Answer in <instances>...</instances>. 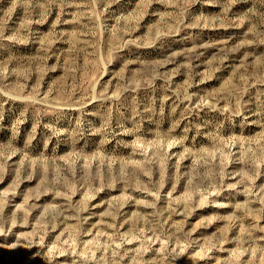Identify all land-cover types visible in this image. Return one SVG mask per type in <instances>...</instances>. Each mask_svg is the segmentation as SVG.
Here are the masks:
<instances>
[{
    "label": "rangeland",
    "instance_id": "rangeland-1",
    "mask_svg": "<svg viewBox=\"0 0 264 264\" xmlns=\"http://www.w3.org/2000/svg\"><path fill=\"white\" fill-rule=\"evenodd\" d=\"M0 264H264V0H0Z\"/></svg>",
    "mask_w": 264,
    "mask_h": 264
}]
</instances>
